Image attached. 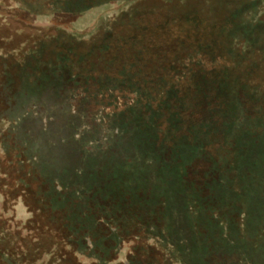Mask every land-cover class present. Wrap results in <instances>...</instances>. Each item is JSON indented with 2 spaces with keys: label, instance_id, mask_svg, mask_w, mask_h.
<instances>
[{
  "label": "rangeland",
  "instance_id": "1",
  "mask_svg": "<svg viewBox=\"0 0 264 264\" xmlns=\"http://www.w3.org/2000/svg\"><path fill=\"white\" fill-rule=\"evenodd\" d=\"M96 3L0 0V246L7 245L10 260L18 264H264V131L260 136L255 131L264 126L263 103L258 115L236 122L231 129L234 136L235 128L243 131L249 145L243 139L235 146L229 143L230 168L210 164L205 174L212 175L199 182L190 174V181L176 174L201 154L200 144L211 132L208 124L180 138L177 153L182 165L172 158L161 163L162 174L167 166L171 168L175 174L171 178L158 176L160 147L156 149L149 138L146 148L130 147L127 156L120 149L115 156L124 163L119 167H94L76 158L74 141L67 147L59 142L57 124L62 118H73V140L79 138L83 149L95 154L91 138L104 131L110 117L127 116L124 112L136 103L134 90L117 89L112 90L114 96L109 92H103L101 99L97 96L92 108L86 105L91 95L87 81L79 84L76 79L63 88L48 82L46 87L54 86L49 91L41 80L46 76L51 81L54 73L52 69L45 73L41 61L51 59L47 65L55 67L50 55L55 51L61 58L69 48L73 54L87 48L85 70L121 74L118 61L125 54L123 42L113 51L103 49V43L113 41L105 28L93 36L84 34L89 30L80 34L73 29L76 20L93 14ZM104 15L98 17L104 21ZM112 17L108 23L119 34H129L128 24L134 25L132 39L140 41L132 48L135 63L138 59L145 70L157 72L156 77L135 75L130 83L157 84L164 92L193 82L185 74L201 76V71L210 70L206 58L211 49L229 46L225 37L231 34L264 44V0H135ZM255 21V29L249 31ZM220 26L231 29L228 36ZM195 29L197 33L190 35ZM198 41L204 48L209 47L203 43H213L210 51L203 50L200 64ZM258 51L253 48L248 55L257 56ZM112 56L118 60L107 68ZM71 57L70 61L66 57L67 62ZM190 60L198 64V71ZM252 82L259 83L258 79ZM154 100L149 96L147 101ZM246 151L252 162L244 168ZM144 154L145 163L139 162ZM203 167L207 166L203 163ZM27 175L28 192L23 184ZM42 202L59 211L41 209ZM74 203L84 206L70 210ZM66 205L67 210H60Z\"/></svg>",
  "mask_w": 264,
  "mask_h": 264
},
{
  "label": "trees",
  "instance_id": "2",
  "mask_svg": "<svg viewBox=\"0 0 264 264\" xmlns=\"http://www.w3.org/2000/svg\"><path fill=\"white\" fill-rule=\"evenodd\" d=\"M131 2L134 3L135 0H97V3L92 6V9L94 10L93 14L89 17H83L81 20H76L73 27V29L77 30V33L80 34L83 33V31L89 30L84 34H90L92 36L96 35L98 29H102V27L105 28V34H111L110 38H112L113 41L109 44L103 43V49L110 48L109 50L113 51L116 44L123 42L125 54L118 61L121 64V74L119 76H113L109 73L107 74V72H109L108 69L101 73H97L94 70H85L83 68V62L85 54L88 51L87 48H83L86 51L81 50L80 52L77 50L76 52L80 53L75 54H73L74 52L72 53V50H70L71 48L65 49V55L63 54L61 58H57L58 52L54 51L53 54L50 55L53 62L52 64L55 66L52 68L47 65L51 59L41 61V69L45 73H49L50 69L54 71V73L51 74V81H48L46 76H41V80L45 83V87L48 82H56L55 84L61 85L63 88V86L75 84L76 79H78L77 82H79V84L87 81V88L90 91L89 93H91L89 100H86V105L89 107L93 108L97 100L102 97L101 94L103 92H109V95L114 96L112 90H134L137 95V98L133 101L136 102L135 106H131L124 112L127 116L123 117L124 115L120 114L110 117L109 124L104 127V131L98 136L91 138V144L94 146L92 151L95 152V154H90V152H87L88 150L83 149L84 146H81L83 143L79 138L76 139L74 137L73 140L70 126L73 118H62L59 121L60 125L57 124V130L61 132L58 136L59 142L67 147L66 144L74 141L76 151H78L76 154L79 153L76 158L80 160L81 158H84V160H87L90 165L93 164L94 167L106 164H109L110 166L115 164L119 167L124 163L123 159L116 158L115 156L120 149H123L127 156V154L131 152V148H139V145L146 148V144H148L146 139L149 138L153 141L152 143L157 145L156 149L160 147V151L158 152L159 155H157L160 157L159 164L156 165L158 176L171 178V176L175 177V174L171 172L169 166L166 167L167 170L162 174L161 163L172 158L176 159V162L182 165L184 160L181 155L177 153V147L180 145L179 141H181V139H186V137L191 135L192 130L198 129L200 126H203V124H208L210 125V131L213 132V134L209 132L207 141L200 144L201 154L198 157L196 156L195 159L185 162L184 165L186 167L184 165V167L180 166V168L182 167V172H180L181 174H176V176L178 179L182 178L183 181H190L189 177L191 175L195 177L193 180L199 182L212 175V173L205 174L206 170L211 166L210 164L213 166L214 164L216 165V163H220L221 165L217 167L224 165L225 170L229 169L233 156L231 157V155H228L227 151L229 150L226 147L229 143L232 144V142L235 146L238 141L241 143L244 138L243 131H240L239 128H235L237 129L235 130V136L231 132V129L237 124L236 122H240L243 119L249 120V118L255 117L257 109L260 107L261 103L264 104V76L261 75L262 73L264 74V44L250 42L246 37H241L240 34L236 37H233L232 34L229 37H225L229 40V46L226 45V47L222 46L211 49L213 43L205 42L203 44H207L206 46L209 48H204L198 41L196 48L201 50L199 53L200 60L198 64L202 63L201 57L203 56L202 53H204L203 50H213V52H210V57L206 58L207 61H209L210 70H205L204 72L201 71V76H191L192 72L185 74L186 77L193 82L190 84L181 83L180 85L169 88V90L165 92L157 84H152L154 87H147L149 85L145 86V84L137 85L136 87L130 83L132 77H135V75L146 74L149 77H156L157 72L154 74L151 73L149 69L145 70V68L140 65L141 63L138 59L136 60L140 64L135 63L136 57L133 54L132 48L139 46L140 41L138 39H132L131 34L132 32H135L134 29H132L134 25L131 26L128 24L131 30H129V34L125 35L114 31L111 26L112 24L108 23V17H112L113 13L120 7L129 5ZM102 13H105L104 21L103 18L100 19L101 17H98L99 14ZM196 18L197 17L192 18V20ZM93 23L95 26L90 30L88 27ZM191 23L192 22H190V24ZM229 23H232V21L229 20ZM255 24H257V21L249 26V31L255 29ZM178 26L181 25L178 24ZM198 26L202 25L198 24ZM198 26L196 25L195 27L197 28ZM206 26L207 29H209V26ZM136 27L135 30L137 29ZM226 28L227 26H220L219 30L223 31L226 30ZM209 31H211V28ZM214 31L216 34H220V31H217V29ZM230 31L231 29L226 30L225 34L228 36ZM191 32L188 33H191L190 35L197 33V29ZM185 34L184 31L183 35L185 36ZM123 35L124 38L122 37ZM222 38L223 37H219V39ZM169 41L170 40L167 39V44H169ZM182 43L184 44V42ZM253 48L256 51L259 50L261 52L258 51L257 56H254V54L248 55ZM239 49H241V51H239ZM70 56H72V61L67 62L66 57H68L69 60ZM172 56L171 57L174 58L177 55L172 54ZM117 60L118 59L113 56L109 58L106 64V66H108L107 68H113ZM214 61H219V65L217 66V63H214ZM190 62L192 63L194 70L198 64L191 60ZM122 63H124V65ZM25 67L28 68V64ZM77 69L80 72L79 75ZM139 69H141L142 72ZM196 69V71L199 70L198 68ZM86 73H88L87 78L84 76ZM105 73L107 75H104ZM254 79H258L259 83L254 84L252 82ZM109 81L118 82L117 85H114ZM53 87V85H49L46 88H49V91H52ZM97 96L99 98H97ZM149 96H152L155 100L152 102L147 101ZM156 97L160 99L157 100ZM141 98H143V101ZM145 111L147 113H145ZM119 128L120 133L118 134ZM255 131H257L260 136L264 131V126H259ZM228 136L232 138L230 142L228 141ZM256 142H258V140ZM243 144L249 145L246 139H243ZM147 148L149 147L147 146ZM231 149H233V147ZM84 152H87V156H82ZM249 152H244L247 153L248 157L244 159L242 158L244 160V168H246L248 163L250 165V162H252L251 154ZM145 157L148 156H145V154L142 155V158L140 157V159L143 160L139 162L145 163ZM203 163L207 166L206 168L203 167ZM199 165L201 168L197 167ZM229 174H232V172H229ZM28 180L29 177L27 175V180L23 182V184L27 186V192L29 190V185L27 184ZM77 204L78 203H74L70 210H79L81 208L80 205H83L82 203H79V205ZM39 206L41 209H45L48 212L59 211L58 207L54 208L52 205L50 206L44 202L40 203ZM66 207L67 205L60 207V210H67ZM10 257L7 245L5 247L0 246V264H18L12 262Z\"/></svg>",
  "mask_w": 264,
  "mask_h": 264
}]
</instances>
